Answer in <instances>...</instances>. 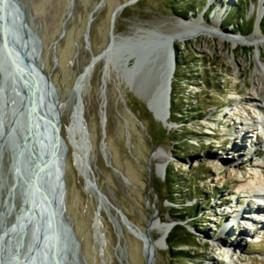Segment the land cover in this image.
Here are the masks:
<instances>
[{
  "label": "rangeland",
  "instance_id": "374dc122",
  "mask_svg": "<svg viewBox=\"0 0 264 264\" xmlns=\"http://www.w3.org/2000/svg\"><path fill=\"white\" fill-rule=\"evenodd\" d=\"M72 1L23 0L31 26L43 37L45 70L63 93L67 207L78 230L81 264H148L139 236L153 248L149 264H264V212L250 213L262 202L246 188L257 186V176L264 177V132L252 127L258 121L264 126L256 94L258 89L264 95V15L259 19L264 0H138L125 7L130 0H74L71 8ZM118 9L114 33L121 35L157 23L172 28L179 20H201L213 27L220 17L219 33L246 38L260 25L261 56L256 46L233 50L220 38L177 42L179 81L172 97L177 108L169 118L172 128L166 129L110 62L99 61L91 76L84 77L92 58L109 45ZM257 63L262 72H255ZM78 78L91 140L89 163L109 199L105 204L86 187L81 173L85 161L73 134L77 100L72 92ZM244 115L249 125L237 152V122ZM11 162L4 150L0 209L8 223L15 215L7 206L13 204L17 211L20 205L18 190L10 191L15 184ZM118 210L130 217L129 223ZM98 213L107 239L101 229L103 239L97 236L92 224ZM172 223L164 238L161 226ZM169 239L187 246L172 250Z\"/></svg>",
  "mask_w": 264,
  "mask_h": 264
},
{
  "label": "water",
  "instance_id": "95a60500",
  "mask_svg": "<svg viewBox=\"0 0 264 264\" xmlns=\"http://www.w3.org/2000/svg\"><path fill=\"white\" fill-rule=\"evenodd\" d=\"M137 1L130 0L123 7ZM74 5L73 0L71 8ZM120 9L113 16L109 45L92 58L86 75L91 76L99 61L110 62L154 118L170 129L178 66L177 34L174 27L166 28L159 23L140 28L132 35L115 34V18ZM43 53V37L31 26L23 0H0V167L6 150L11 155L10 171L15 180L10 191L17 189L20 197L17 211L15 205L7 206L15 215L11 223L0 209V264H81V244L67 207L69 146L64 138L60 91L45 70ZM78 82L79 78L72 92L77 100L73 134L79 137L78 150L85 161L81 173L86 187L97 193L100 204H105L109 199L98 188L89 163L91 140L85 120L83 84ZM105 107L104 102L102 108ZM102 114L106 135L105 109ZM94 229L103 239L99 213ZM139 237L144 241V255L149 264L153 248L147 245L146 237Z\"/></svg>",
  "mask_w": 264,
  "mask_h": 264
},
{
  "label": "bare ground",
  "instance_id": "6f19581e",
  "mask_svg": "<svg viewBox=\"0 0 264 264\" xmlns=\"http://www.w3.org/2000/svg\"><path fill=\"white\" fill-rule=\"evenodd\" d=\"M263 9V8H261ZM264 15V11H261L259 14V19H262ZM261 23V22H260ZM222 27V19L220 17H217L215 19V25L213 27L207 26L201 22V20H196V21H183L181 25H175L173 28L174 34L176 39H175V47L176 43H187L190 40H198L201 37H206V38H220L222 42H229L232 44L233 50H236L240 46H256L257 47V55L260 57L261 56V37H260V31L261 27L259 25L258 30L254 34H250L246 38H237V37H230L227 36L226 34H221L219 33V29ZM243 37V36H242ZM255 72H262L261 65L257 63L256 65V70ZM84 77H87L86 73ZM256 94L259 97L260 101V108L258 109L261 113H259V119L264 120V95L257 89ZM258 106V105H257ZM237 109V108H236ZM240 110V109H239ZM235 111V110H234ZM233 112V111H232ZM246 112V111H245ZM244 114V112H243ZM246 114V113H245ZM239 118V119H238ZM237 119L239 120L237 122V127H238V132H236V135L238 136L237 138V145L236 147L233 146L234 151L241 152V146L240 143L244 141L245 135H243L244 131H247L248 129V123L246 122V116H239ZM263 122V121H262ZM253 128H256V130H260L264 132V126L262 124L260 125L259 121L255 122L252 126ZM155 157H158L156 154ZM257 186H248L246 188H250L251 192L250 194L252 195H258L260 201V206L255 207L250 213L256 212V211H261L262 208L264 207V177L257 176ZM244 217V216H242ZM172 227L171 225H166V226H161L160 232L163 234L164 238H167ZM152 264V263H151Z\"/></svg>",
  "mask_w": 264,
  "mask_h": 264
},
{
  "label": "trees",
  "instance_id": "16d2710c",
  "mask_svg": "<svg viewBox=\"0 0 264 264\" xmlns=\"http://www.w3.org/2000/svg\"><path fill=\"white\" fill-rule=\"evenodd\" d=\"M236 13H237V8L235 7L234 9H233ZM263 31V30H262ZM263 33V32H262ZM178 65H179V63H178ZM178 67V66H177ZM178 74H176L175 75V79H174V83H173V92H172V97H175L174 95H176V86H175V84L176 83H178V81H179V79H178ZM57 87H58V85H57ZM60 92H61V94H63L62 93V91L60 90ZM173 100L174 99H172V102H173ZM177 108V105L176 104H173V106H172V108H171V111L174 113L175 111V109ZM135 120H137V119H135ZM143 126H145L146 127V124L143 122V121H140V120H138ZM137 121V122H138ZM125 126L126 127H128V124H126L125 123ZM178 185V184H177ZM132 187V186H131ZM141 191H143V188H141ZM178 193V195L180 196H182L183 194V192L181 193V192H177ZM147 195V194H146ZM148 197V199H149V196H147ZM170 202H172V203H175L176 201H170ZM179 204V202H176V204ZM194 210H197V207H195L194 208ZM196 213H197V211H196ZM189 215H191V214H189ZM188 215V216H189ZM125 216L129 219V220H131L130 219V217L125 213ZM187 216H185V217H183V218H181V219H179V220H177V221H179V222H181V220L183 219L184 220V218H186ZM188 218V217H187ZM193 218V217H192ZM93 225H94V223H92ZM74 229H75V232H76V234H77V236H78V230H77V227L75 226L74 227ZM100 229H101V232L105 235V238L107 239L108 238V236L106 235V233H105V229H104V227H102V225H100ZM180 240V239H179ZM179 240H176V241H171L170 239H169V246H170V248L173 250L174 248L176 249V248H181V247H185V246H187L185 243H183V242H180ZM168 241V240H167ZM182 253V252H181ZM104 261L106 262V263H109V261H108V258H107V256H105L104 257Z\"/></svg>",
  "mask_w": 264,
  "mask_h": 264
}]
</instances>
